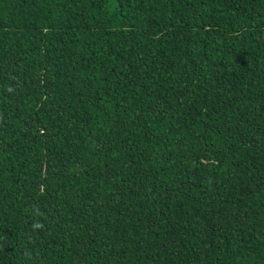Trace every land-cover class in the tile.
Segmentation results:
<instances>
[{"label": "trees", "instance_id": "trees-1", "mask_svg": "<svg viewBox=\"0 0 264 264\" xmlns=\"http://www.w3.org/2000/svg\"><path fill=\"white\" fill-rule=\"evenodd\" d=\"M0 264H264V0H0Z\"/></svg>", "mask_w": 264, "mask_h": 264}]
</instances>
